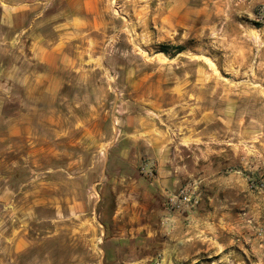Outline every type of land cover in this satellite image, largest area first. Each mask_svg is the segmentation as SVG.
Instances as JSON below:
<instances>
[{
  "label": "rangeland",
  "instance_id": "1",
  "mask_svg": "<svg viewBox=\"0 0 264 264\" xmlns=\"http://www.w3.org/2000/svg\"><path fill=\"white\" fill-rule=\"evenodd\" d=\"M29 2L59 90L11 94L0 264H264V0ZM183 187L197 204L168 211Z\"/></svg>",
  "mask_w": 264,
  "mask_h": 264
},
{
  "label": "crops",
  "instance_id": "2",
  "mask_svg": "<svg viewBox=\"0 0 264 264\" xmlns=\"http://www.w3.org/2000/svg\"><path fill=\"white\" fill-rule=\"evenodd\" d=\"M42 15L29 0H0V162L1 157L13 152L15 140L27 137L26 121L10 113L11 94L16 87L24 92L35 91L37 85L43 86L45 92L57 93L59 90L57 74L59 39L58 35L55 41L46 38L47 32L44 34V29L53 30V27L43 29ZM58 30V25H55L54 31L57 34ZM28 64L31 68L29 72ZM143 184L144 182L138 181L133 186L136 195L141 197L138 199L140 201L136 202L139 208L156 202L157 198L155 195V198L152 197L151 193L144 189ZM148 185L150 188V183ZM0 188L3 189L0 193V207L3 210L11 209L14 206V194L10 193V184L3 180ZM6 193L10 197L2 198L1 196ZM30 209L32 207L26 209V214ZM20 213L22 215L19 217L25 215L22 209ZM19 217L17 219L21 221ZM22 236L20 229H13L8 239L20 249L24 244ZM167 246L170 252L171 245ZM176 262L174 264L182 263Z\"/></svg>",
  "mask_w": 264,
  "mask_h": 264
},
{
  "label": "built area",
  "instance_id": "3",
  "mask_svg": "<svg viewBox=\"0 0 264 264\" xmlns=\"http://www.w3.org/2000/svg\"><path fill=\"white\" fill-rule=\"evenodd\" d=\"M198 202L197 196L192 195L189 189L181 188L177 194L168 197L165 208L168 211H183L186 208L194 207Z\"/></svg>",
  "mask_w": 264,
  "mask_h": 264
},
{
  "label": "trees",
  "instance_id": "4",
  "mask_svg": "<svg viewBox=\"0 0 264 264\" xmlns=\"http://www.w3.org/2000/svg\"><path fill=\"white\" fill-rule=\"evenodd\" d=\"M169 50H173V54H179L181 53L182 51H184V47L183 46H180V45H177V46H170V45H161L160 46V51L163 53V54H166V55H169L170 51Z\"/></svg>",
  "mask_w": 264,
  "mask_h": 264
}]
</instances>
